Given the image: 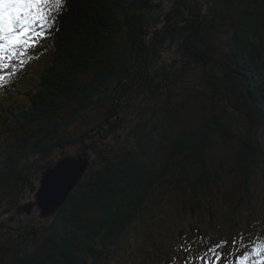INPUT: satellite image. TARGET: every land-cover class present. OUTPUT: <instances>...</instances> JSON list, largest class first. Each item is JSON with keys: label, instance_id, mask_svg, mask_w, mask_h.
Returning a JSON list of instances; mask_svg holds the SVG:
<instances>
[{"label": "trees", "instance_id": "trees-1", "mask_svg": "<svg viewBox=\"0 0 264 264\" xmlns=\"http://www.w3.org/2000/svg\"><path fill=\"white\" fill-rule=\"evenodd\" d=\"M58 28L31 52L32 64L50 56L31 84L0 87V130L16 138L0 144V264H130L142 230L169 228L185 206L183 232L195 231L201 253L218 245L201 232L211 184L232 190L229 171L219 176L239 160L252 184L264 159L257 142L238 160L212 158L239 140L235 112L264 121V0H69ZM71 146L93 161L66 204L48 223L16 219ZM226 196L233 211L244 201Z\"/></svg>", "mask_w": 264, "mask_h": 264}, {"label": "rangeland", "instance_id": "rangeland-1", "mask_svg": "<svg viewBox=\"0 0 264 264\" xmlns=\"http://www.w3.org/2000/svg\"><path fill=\"white\" fill-rule=\"evenodd\" d=\"M43 41L44 39L39 41L38 44ZM36 48L30 49L29 52L35 51ZM127 48L128 46L125 47V50H127ZM26 60L27 62L25 63L23 67L20 66L17 60L10 62L8 65L0 64V76L4 77V82H7V80L9 79L10 83H14V80H15L16 85L20 87V89L23 90L27 88L31 84L29 82L30 76L35 78V75L38 73V71H40L48 61H50V56L48 54H43L42 57H39L32 64V60L29 59V54H28L26 57ZM10 68L15 71L10 72L8 70ZM199 71L200 70H196L194 73L195 83L197 85L200 83V81H202L201 74ZM17 80L19 81V83L17 82ZM8 84L9 83H7L6 85ZM1 86L2 85H0V87ZM209 94H211L210 91H209ZM219 106H222V109L226 107H230V105L226 104L224 101H220ZM66 113H67L66 111H62L61 116H63ZM233 115H234V119H236L239 123H241V125L238 128V134H237V136H239V140L236 138V134L234 135V139L230 142H225V141L220 140L224 142L225 148L218 147L215 150L216 157H212V158H219L222 156H232L233 161L238 160L239 154L242 155V157L244 155L241 153V147H240L241 144H243L244 146H249L248 142L253 143V144L257 142L258 145L262 148V150H264V121L262 120H259L257 122L255 121L253 122L254 125H250V121L247 118V121L249 122V125H247L246 118L244 116L242 117V115L236 112ZM252 121L253 120H251V122ZM183 124L187 126L186 122L182 119L180 126H183ZM11 135L12 133H8V132L6 133V131L4 130V127H2L0 130V144L1 145L4 144L2 143L1 138L7 137V136H9V139H8L9 143L12 144L16 140V138L10 137ZM240 138H242L241 141H240ZM67 152L68 153L63 156H61V153H58L57 160L67 155L76 154L72 146L70 147V149L67 150ZM242 165L243 164H241L239 160V163H236V162L231 163L229 170L228 169L221 170L223 175L222 177L219 176V178L221 179L220 182L225 181V178H224L225 174L227 173V171H229V175L231 178L229 181L232 184L235 183V186L232 190L227 191L225 189L226 182L220 183L221 185L219 187L217 186V184L212 183L211 184L212 186L210 187V196L212 197L211 201L214 207H212L210 210L202 209L201 211L203 212L201 215V223L203 225L202 232L206 233L207 234L206 236L210 235L212 238H217L218 245H220L222 241L227 242L221 245L218 248V251H223L224 249L231 250V249H234L236 246V245L232 246V244L230 243V240H231L230 236H233L232 233L230 234V231H231V228H233L234 225L237 224V222L233 221V215L237 212H241V217L238 219V225L236 227L237 231H244L245 233H251L253 231H258V230L264 231L263 229L264 228V215L254 213L251 216L249 213V208H248L249 199L259 198L260 196L259 192L264 189V159H261L257 163L258 169L254 173L251 174V176L256 179L254 183L252 184L246 183V176L242 169ZM255 186L257 188H255ZM251 190L255 192L254 196L251 195ZM227 192H234L237 198H241V199L244 198V201H242L240 208L238 210H234V211L232 210V206H234V198L232 199L231 197H228V196L223 197ZM262 202L264 203V198L262 199ZM262 202H256L255 207L258 205H262L263 204ZM185 207L184 209H182L183 213H182V217L180 218V220H178L177 222L176 218H174L173 223H170L167 225V227L169 228H162L163 225H161L159 221L160 230L154 231L152 233L148 232L147 229L142 230L141 233L144 236L143 241H142L143 243L140 245H137V244L132 245V249L136 251V255H132L130 264H157L162 258H168V255L172 250V246L178 240L179 229L188 228V226L190 228V222L188 223L186 219L187 218L186 216L189 214V212L188 210L185 209ZM216 207H219V209H216ZM14 216L16 219H23V220L26 218H29L27 216L17 215V214H14ZM36 218L39 221L41 220L37 216ZM186 222H187V225H183ZM15 225H17V223H15ZM15 225L12 224L11 226L16 228L17 226ZM1 231L2 230H0V232ZM144 231H147L149 235L144 234ZM263 238L264 237H262L261 239ZM242 239L244 240V242H248V241L252 242L254 240L251 236H248L247 238H242ZM155 240L157 241V244ZM186 241L188 243V239H186ZM251 242L249 245H251ZM148 251H151V252L149 253V260H146L145 256Z\"/></svg>", "mask_w": 264, "mask_h": 264}, {"label": "snow or ice", "instance_id": "snow-or-ice-1", "mask_svg": "<svg viewBox=\"0 0 264 264\" xmlns=\"http://www.w3.org/2000/svg\"><path fill=\"white\" fill-rule=\"evenodd\" d=\"M66 10L67 0H0V64L8 65L19 58L23 67L29 50L36 48L51 31L59 30L60 18ZM3 84L4 77L0 76V85ZM225 243L213 246L198 259L202 264H220L221 259H225V264H264V239L255 238L249 251L231 260L214 250ZM190 249L191 245L187 250ZM208 253L213 257L211 260L204 259Z\"/></svg>", "mask_w": 264, "mask_h": 264}, {"label": "water", "instance_id": "water-1", "mask_svg": "<svg viewBox=\"0 0 264 264\" xmlns=\"http://www.w3.org/2000/svg\"><path fill=\"white\" fill-rule=\"evenodd\" d=\"M92 162L89 153L64 157L51 168L43 170L38 179L36 191L32 201H26L23 206L16 209L17 214L23 212L27 215L35 208L38 218L48 223L64 206L66 199L86 175Z\"/></svg>", "mask_w": 264, "mask_h": 264}, {"label": "bare ground", "instance_id": "bare-ground-1", "mask_svg": "<svg viewBox=\"0 0 264 264\" xmlns=\"http://www.w3.org/2000/svg\"><path fill=\"white\" fill-rule=\"evenodd\" d=\"M75 155H84V153H78V154H75ZM69 156H74V155H69ZM69 156H67V157H69ZM91 157H92V156H91ZM65 158H66V157H65ZM62 159H64V158H61L59 161H61ZM59 161H57V163H58ZM92 161H93V158H92ZM91 164H92V162H91ZM91 164H90V166H91ZM90 166H89L88 169H87V173H88V170H89ZM50 168H51V167H50ZM43 172H44V171H42L41 175L43 174ZM87 173H86V175H87ZM41 175H40V177H41ZM86 175L81 179V181L86 177ZM81 181H80V182H81ZM80 182H79V183H80ZM79 183H78V185H79ZM78 185L76 186V188L78 187ZM76 188H75V190H76ZM75 190L73 189V190H72V193H73ZM72 193H71V194H72ZM71 194H70V195H71ZM70 195H69V197H70ZM69 197L66 199L65 204H66L67 200L69 199ZM32 200H33V196L30 197L29 199L25 200L23 204L18 205V206L15 208V214H17V213H16V209L18 210L19 207H20V206H23V205L25 204L26 201L28 202V201H32ZM65 204H64V205H65ZM262 206H263V204H262V205H258V206H256L255 208H253V209L251 210V212H254V213H260L261 210H262ZM60 210H61V209H60ZM60 210H59V211H60ZM34 212L37 213V217H38V211H37L35 208L31 211V214H30V215H27V214H25V213H23V212H19V213H21V214H17V215H24V216L30 217V216L33 215ZM58 213H59V212H58ZM58 213H57V214H58ZM57 214H56V215H57ZM56 215H55V216H56ZM223 221H224V220H223ZM237 225H238V224H235L234 227L236 228ZM234 227H233V228H234ZM248 227H250V226H248ZM256 228H257V227H256ZM263 229H264V228H263ZM201 232H202V231H201ZM194 233H195V231H191L190 233H184V232H183V228H180L179 231H178V234H179L178 240H177V241L175 242V244L172 246V250H171V252L169 253L168 258H162L157 264H185L186 261H188V264H202V261H201V260L197 261V260L194 258V252H197L198 254H201V251H200L201 247H200L199 245H195V246H198V249H199V250L195 251V250L193 249V245H192L191 242H190V234H191V235H194ZM182 235H184V236H182ZM203 235H207V234H206V233H203ZM248 236H255L256 238H257V237L262 238V237H264V231H263V230H258V231L252 232V233H250V234L245 233L244 231H236L235 233H233V237L247 238ZM186 239L189 240V243H187ZM263 239H264V238H263ZM189 245H191V249H190V251L187 250V249L189 248ZM245 245H246L247 251H249L250 248H251V245H248V244H245ZM207 250H208V249H207ZM226 250H228V249H224L223 251H218V250H217V252H223V253L226 255V259H227V257H228V260L234 259V257L236 256V255H235V252H237V251L239 250V244H237V245L235 246L234 249H231V250L228 251L229 253H230V252L233 253V256H227V251H226ZM212 258H213V257H212V255H211V253H208V255H206L204 259L211 260ZM220 264H225V259H223V260L221 259Z\"/></svg>", "mask_w": 264, "mask_h": 264}]
</instances>
